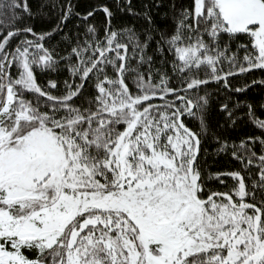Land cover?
Wrapping results in <instances>:
<instances>
[{
    "label": "snow or ice",
    "instance_id": "6c2138e0",
    "mask_svg": "<svg viewBox=\"0 0 264 264\" xmlns=\"http://www.w3.org/2000/svg\"><path fill=\"white\" fill-rule=\"evenodd\" d=\"M50 7L61 13L55 27L37 32L17 26L32 16L27 0H0L9 21L0 32V264H264V135H217L207 91L264 86L231 83L264 71V0H193L172 33L151 27L147 10L143 33L114 29L105 6L103 35L91 24L65 33L64 55L46 41L80 14L70 0ZM62 61L71 79L42 86L34 69L55 72ZM254 108L231 95L219 105L231 125L247 116L264 133ZM209 134L239 170L203 176Z\"/></svg>",
    "mask_w": 264,
    "mask_h": 264
},
{
    "label": "trees",
    "instance_id": "16d2710c",
    "mask_svg": "<svg viewBox=\"0 0 264 264\" xmlns=\"http://www.w3.org/2000/svg\"><path fill=\"white\" fill-rule=\"evenodd\" d=\"M55 2L57 4H67L68 0H27L28 6L32 11V16L23 15V19L17 22V26H33L34 30L37 32L50 31L55 27L59 16L61 15L59 8L52 9L50 5ZM73 5V12L79 13L80 15H73L66 22L64 31L60 34L54 35L50 41H46V46L55 48L57 52L61 55L65 54L66 45L62 41V37L65 33L74 34L79 32L83 34L87 25H95L98 29L99 34L102 36L104 32V26L108 22L106 14L103 12V7H108L113 13L112 25L114 29H120L123 27H132L135 31L143 33L145 29L150 27L148 21L143 17V13L147 10L152 16L153 24L151 27L158 29L160 31H165L167 33H172L175 29L176 17L181 9V6L187 8L192 3L193 0H131V7L135 13L139 15H133L128 11L127 0H70ZM147 5V9L145 8ZM175 5V9H173ZM123 9V11L121 10ZM92 11L93 15L88 17L87 21L82 20L80 17L86 15L87 12ZM0 19H4L0 17ZM9 21L4 19V23L0 24V32L6 34L7 29L4 25L8 24ZM2 38V37H0ZM23 37H16L10 41V44L14 47L16 43L19 42ZM28 38H32L29 36ZM143 38V37H142ZM122 42H124L122 40ZM241 43H247L246 37H241ZM155 45L153 44L152 47ZM235 51V47H233ZM148 55H153L152 48L148 50ZM167 59L171 61L173 56L171 54H166ZM239 57L242 59L244 52L241 49L239 52ZM154 60L159 61L160 57L158 55L153 56ZM135 65V61H133ZM159 63L155 67H159ZM142 71L147 70V65L141 68ZM13 75L17 74L16 67L13 66L11 69ZM36 78L38 82L43 86L46 85L49 80H55L59 89H63V81L70 80V73L65 66V62H61L60 66L55 72L50 70L40 71L34 69ZM170 72V68H169ZM175 77H173V86H175ZM253 79L259 81L264 79V71L262 70H252L245 74H238L234 80L231 81L234 85H241L243 83H250ZM131 87V85H130ZM218 86L216 84H210L207 91L211 94L210 99V109L208 111V120L212 125L213 131L222 138H228L229 142L235 141L239 143L240 139L247 136H259L264 135L261 130L244 116L242 120H238L233 126L226 119L225 113L219 110V105L221 102L225 101V98L231 95L234 99L244 100L247 98L252 101L255 105L254 111L255 116L259 119H264V109L260 107V103L264 101V86L260 84L253 85L247 90L245 94L237 96L234 93H227L223 89L217 91ZM93 89L88 88L85 92L86 96H91L93 94ZM55 94V93H54ZM28 98H31L29 96ZM79 103V102H78ZM153 103H161L159 99H153ZM231 107V104H229ZM241 114L247 112L246 108H242ZM187 125L194 130L197 129L198 123L194 120H187ZM219 145L214 141L212 135L209 134L202 144V154H201V170L205 178L209 173H219V172H230L239 170L241 165L234 158L231 157L230 153H219L217 154L216 149ZM257 170L253 168L255 173ZM243 174V173H242ZM247 182V178H246ZM207 186L216 191H225L219 181L212 179H206ZM225 183L231 184V180L225 181Z\"/></svg>",
    "mask_w": 264,
    "mask_h": 264
}]
</instances>
